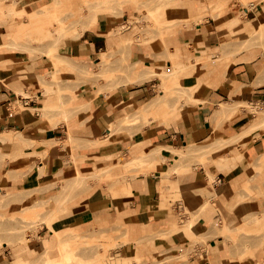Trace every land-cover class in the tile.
<instances>
[{"label": "crops", "instance_id": "crops-1", "mask_svg": "<svg viewBox=\"0 0 264 264\" xmlns=\"http://www.w3.org/2000/svg\"><path fill=\"white\" fill-rule=\"evenodd\" d=\"M38 1L30 2L28 9L22 8L30 15L24 22L31 25L30 35L32 31L45 35L43 31L47 34L50 30L45 24L48 18L42 13L43 7L54 10L58 18L64 17L59 15L63 8L71 15L84 8L73 0H51L36 9L30 8L29 5ZM106 1L103 6L91 10L83 27L77 26L76 33L72 34L77 37L66 39L57 55L72 61L89 62L98 59L100 53L113 52V56H118L120 53L116 50L125 47L129 62L139 67L142 63L157 73L163 72L159 70L165 65L170 69L173 59V66L188 68V74L181 78V82L184 87H195L193 99L184 100L182 109L169 117L167 123L149 117V123L132 137L124 133L127 128L112 131V127L124 124L127 114L156 96L160 81L157 77H148L106 92L88 90L78 96L90 102V107L71 116V127L65 119L52 122L38 110L47 100L56 105L60 100L55 93L46 94L42 86L40 89L44 80L40 76L50 69L47 55L31 58L28 51L9 50L5 38L7 32L0 28V137L5 139L0 141V149L7 155L0 170V190L4 178L6 189L22 192L40 188L56 179L55 186L39 192V200H45L59 192L63 181L78 173L90 174L95 167L115 163L112 158L99 161L97 158L120 152L131 156L129 150L134 146V137L140 143H151L148 147L205 146L215 139L235 136L255 122L242 103L244 100L264 102V57L254 56L252 46L235 48L234 41L240 38L237 31L243 29L239 21L241 16L235 15V7L231 6L220 15L207 14L197 23L175 25L184 20H197L200 18L198 14L205 11L213 13L220 8L211 9L212 4L227 0H174L165 6L158 5L154 10L149 9V13H157L154 16L159 22H165V30L170 28L163 41H150L151 37L146 35L116 37L111 29L121 20L106 13L110 7ZM244 12L247 15L251 10L245 8ZM123 20L126 21L127 17ZM14 31L10 28L9 34ZM124 40L131 42L125 46ZM139 40L144 42H134ZM221 57L228 59L224 61ZM130 78L140 77L130 75ZM35 97H41L39 102ZM223 104L233 107L222 109ZM69 132L75 138V145L63 143L69 140ZM110 137L108 143L98 144V141ZM244 154L248 164L256 163V159L264 154V131L258 136L252 135ZM186 164L185 160L182 161L180 165L185 170L168 175L158 172L137 175L129 180V191L125 194L103 193L93 186L82 193L75 192L73 187L64 197H74L66 203L55 224H60L61 228L78 222L79 231L98 225L126 227L128 237L132 234L136 239L131 242L145 244L140 249L142 254L144 249H150L157 250L162 259L184 258L175 264H255L250 256L241 261L229 259L230 250L223 245L224 239L218 234V220L223 215L231 218L224 208L226 205L247 214H264V168L256 177L249 178L242 164H238V170H234L233 164L219 168L214 160H208L205 165L193 164L189 169ZM244 186L248 187V193L252 192V198L246 197L248 193ZM243 196L245 198L240 200ZM50 201L54 202L51 208L59 206L55 199ZM256 221L264 226V215ZM234 227V219H230V224L224 228ZM159 230V233H168L157 237L161 235L157 232ZM154 233L156 235L152 236ZM191 237L202 240L191 244ZM15 253L20 254V248ZM258 254L264 259V250ZM2 260L3 257L0 264Z\"/></svg>", "mask_w": 264, "mask_h": 264}, {"label": "rangeland", "instance_id": "rangeland-1", "mask_svg": "<svg viewBox=\"0 0 264 264\" xmlns=\"http://www.w3.org/2000/svg\"><path fill=\"white\" fill-rule=\"evenodd\" d=\"M32 1L33 0H0V28L7 32L5 38H7V47L9 50L28 51L31 58H36L42 54L47 55L50 69L47 73L43 74L42 77L40 76V78L44 79L42 80V85L40 83V89L43 88L47 92L46 94L55 93V95H58L60 93L64 98H68L70 95H75V92L80 96L86 93V91L92 89H94V92L96 93L106 92L115 87L124 85L125 83H132V81L139 82L144 79H140L141 77L136 78L135 80L130 78V68L132 65L137 64L129 62L125 51L121 52L123 54L120 53L118 56H109L106 58L107 60H104L105 62L102 60L104 53H100L98 59L89 62L72 61L66 57L57 55L60 45L63 44L66 39L77 37V35H72L76 33L74 30H60L58 28L59 22L64 21L69 26L71 21L75 19L79 24L72 22V25L75 24L79 27L80 21L82 22L84 19L87 21V7L89 8V6L85 5L90 4L92 9H89L95 10L100 6H103L105 2L99 6L96 5L98 3L97 0H73L76 5H84L85 7L78 10L76 15H71V12L65 10L66 8H63L61 12L59 11V15H63V18L55 17L54 10L43 7L41 10L45 13H42L45 15V18H48L45 21V24L50 29L45 37V35L39 34L35 31H32L30 35L31 25L24 23L29 20L28 17H30V15L26 14L22 8L28 9V4ZM50 1L51 0H39L29 6L30 8L36 9L35 7L39 5L43 6ZM173 2L174 0H108L106 3H108L110 7L106 13L109 16H114L121 20V23L117 22L113 25L111 32L116 37H126L124 35L132 34L139 37L146 35L151 37L150 41H153L154 39L163 41L170 28L165 30L163 28L165 22H159L155 17L157 16V13L153 12V14H151L149 13V9L154 10L158 5L165 6V4ZM230 2H234L236 5H231ZM24 4L27 5L24 6ZM53 6L54 5L52 4V7ZM231 6L235 7V15L237 17L241 16L239 21L243 29L239 28L237 31L240 37L238 40L249 39L253 34L255 35V33L259 31L260 33H258L257 36H252L259 39L257 43L255 42L256 39L251 42L252 47H254L252 49H255L254 56L259 55L264 57V0H227L224 7H221L213 13L205 11L198 14L200 18L197 20H184L175 25H177L176 27H180L191 23H197L202 21L207 14L220 15L225 13ZM245 8L251 10L247 15L244 12ZM51 10L52 12H50ZM124 17H127L126 21L123 20ZM79 18L83 19L81 20ZM258 22H260V24H258ZM258 27L262 28L258 30ZM10 28L12 31L15 30L14 32H11V34H9ZM32 30H34V28H32ZM246 41L250 42L252 40ZM134 42L141 43L144 41L139 40ZM254 42L256 45H253ZM234 44L236 49L242 48V45L237 43V41H234ZM0 49H2L1 46ZM234 52L237 53L239 51ZM54 55L64 62V65L66 66L65 68L64 66H60L58 69L54 70V61L52 62L51 59L52 56L56 57ZM221 58L224 60L223 57ZM54 59L56 58H53V60ZM96 60L102 61L101 63L103 67L101 69L97 67ZM173 67L179 68L171 74L166 72V70L169 69L166 65L159 70L165 71L166 75L168 74L167 77L164 75L165 78L162 76L158 77V75L150 76L157 77L160 81V84L156 86V96L160 97L159 99H163V102L166 104L169 111L168 114H161L158 112L150 113L144 117H138V119L129 116L124 119V124L122 126L116 125V127H112V131H118V129L122 127L127 128L128 131L124 133L126 136L132 137L137 134L138 130L149 123V117L167 123L169 117L171 118L175 113L182 109L184 100L189 101L193 99L195 87H184L181 82V78L185 74H188V68L183 66H173L172 59L170 69H173ZM137 68H139V66H137ZM53 70L55 76H52L53 72H51L52 74L50 73V71ZM162 74L163 72H161V75ZM48 88L50 90H48ZM160 93L163 95H159ZM40 98L41 97L36 98L37 102H39ZM244 102L245 103H242V107L248 111L251 120H255V122L252 123L254 128L248 133L245 139V144L239 145L236 148L218 146L220 148L214 149V147H211L209 149L212 143L216 144L218 142H224V139L222 138L214 140L212 143L205 145V147L193 146L198 149L207 148V151L201 155L186 154L181 151L183 148H176V152L170 153L166 156L152 157L148 154L150 149H155L156 147H148L151 143H140L139 139H135L134 137V146L129 150L131 151V156L130 154L127 155L120 152L106 157L97 158V161L104 158H112L111 160L115 163L106 167H95L92 170V173L86 174L84 178L78 179V181L73 185L71 184V186H65L63 183L61 187H59V192L50 198L55 199L56 203L59 205L58 207L51 208L54 202H51L49 198L45 200H39L38 198L39 192L53 187L57 183L52 186L51 184H42L40 188L26 192L14 190L9 191L3 183L4 178L1 185L2 189L0 190V258L3 257L2 264H9L15 259V250L17 248H20L19 255L28 261L26 264H40L36 263L38 261H36V259H39L38 257L41 258L44 254L50 257L58 255L59 251L57 249V244L60 240L68 246L72 253L73 260L83 262L81 264H95L99 262H103L104 264H175L181 259H184L180 258L178 260L176 257L168 258V260L166 258L162 259L157 250L151 251L150 249H144L142 254L140 249L145 246V244L139 241L134 243L131 242L130 240L134 239V235L131 234L130 237H128V229L126 227L117 228L114 225L102 227L101 225H98L89 230L79 231V229H77L78 222H75L65 224L60 228V224H55V222L58 220L59 214L65 209L64 206L67 205L66 203L71 201L74 197L72 195L64 197V195L73 187L75 192L79 191L86 193V191H88L89 188H92V186L101 189L103 193L110 192L112 195H116L117 193L125 194L129 191V188H126L127 186L129 187V180L137 175L152 174L154 172L168 175L174 171L178 172L185 170V168L180 165L184 160L187 162L186 169H189L193 164L198 166L199 164L205 165L208 160L215 161V157L221 153H225L229 156L236 155L237 160L233 164L234 170L237 169L238 164H242L249 178H253V176L256 177L257 173L263 171L264 154L256 159V163L248 164L245 161L244 153L245 148L252 141V135L258 136L264 131V117L261 115L264 110V102H248L245 100ZM60 105L61 103L59 101L58 106ZM86 107H80L72 116H76L75 114L85 110ZM55 112H57L55 116H48V114H46V117L52 122L58 119H63L62 113H59V110H55ZM0 141H5V139L0 137ZM71 141L72 140H70V142ZM109 141H111V137L107 140L98 141V144H105ZM68 142L64 141L63 143L66 145ZM71 143L74 144L73 141ZM136 154L142 155V159L138 160L137 164H125L128 159ZM6 156L7 155L2 153L0 149V170L6 163ZM9 159H12V157H9ZM117 171L124 173L113 175V173ZM247 188L248 187L244 186V190L248 193ZM246 197L252 198V192H249ZM244 198L245 197L243 196L240 200ZM224 208L231 215L230 219H234L235 224L234 228L225 229L224 227H227L230 224V219L226 217V215H223L221 219L218 220V234L222 235L224 239L223 245L228 251L230 250L229 259L234 260V258H238L241 261L243 257L250 256L254 258L255 264H264V259L260 258V254H258L264 250V226L258 225L259 222L253 218L255 213H244L241 210L235 209L232 205H226ZM190 240L191 244H193L202 239L191 237ZM125 253H127L128 258L122 259V255Z\"/></svg>", "mask_w": 264, "mask_h": 264}, {"label": "bare ground", "instance_id": "bare-ground-1", "mask_svg": "<svg viewBox=\"0 0 264 264\" xmlns=\"http://www.w3.org/2000/svg\"><path fill=\"white\" fill-rule=\"evenodd\" d=\"M100 3V4H98V3ZM97 4L96 5H102L104 2H105V0H97ZM227 3V1H221V2H217V4L215 5V4H212V6H211V9H214L215 7H219V8H221V7H224V5ZM88 4V3H87ZM85 6H89V8H91V5L90 4H88V5H85ZM84 6V7H85ZM88 7H87V10H88V14H90V12H91V9H89ZM55 17H56V15H54ZM82 17V16H81ZM79 19H81V18H79ZM83 19V18H82ZM81 19V20H82ZM72 22L73 23H76V24H79L78 22H77V20H73V21H71V23L69 24V26H68V24H66V22H64V21H62V22H59V24H58V28L60 29V30H62V31H65V30H69V31H71V30H74V31H76V28H77V25H72ZM83 24H85L84 23V20L81 22L80 21V27L82 28L83 27ZM258 24H260V23H258ZM72 25V26H71ZM259 26V25H258ZM259 29L258 30H260L262 27H258ZM43 33L45 34V37L47 36V34L43 31ZM258 33H260L259 31H257L256 33H255V35L257 36L258 35ZM254 35V34H253ZM252 35V36H253ZM254 35V36H255ZM260 35V34H259ZM251 36V38H249V39H240V40H238L237 42L239 43V44H241L242 45V48H249V47H251L252 46V43L251 42H253V41H255V39L256 38H254V37H252ZM259 37V36H258ZM252 38H254V39H252ZM246 40H252V41H246ZM259 41V39H256V43ZM130 42H131V40H128V41H125V46H128V44H130ZM253 43V45L255 44L256 45V43ZM128 43V44H127ZM125 50V47H122L121 49L119 48V49H117L116 51H118V53H121V52H123ZM115 54H117V52H115ZM121 54H123V53H121ZM110 55H114V53L113 52H111V53H104L103 54V62H105L104 60H107L106 58H108ZM54 56H56V55H54ZM53 58H56V59H54L53 60ZM52 62H53V66H55V69L54 70H56V69H58L60 66H64V68L66 67L65 65H64V62L62 61V60H60L57 56L56 57H53L52 56ZM102 61H97L96 62V65H97V67L99 68V69H101L102 67H103V65H102V63H101ZM141 65V67H139V68H137V65H132L131 66V68H130V75H133V77H141V79L142 78H147V77H150V76H152V75H158V77L159 76H162L163 78H165L164 77V75L167 77V75H166V72L167 73H174V71L177 69V68H179V67H173V69H168V70H166V72L165 71H163V74L161 75V73H157L156 71H154L152 68H150V67H148V66H145L144 64H140ZM179 66H182V65H179ZM184 67V66H183ZM141 68V69H140ZM54 70L53 71H50V73L51 72H53V74H52V76L54 75L55 76V72H54ZM62 70V69H61ZM60 70V71H61ZM62 72V71H61ZM49 73V74H50ZM165 73V74H164ZM147 74H148V76H147ZM160 74V75H159ZM146 75V76H145ZM161 77V78H162ZM153 78V77H152ZM52 80V79H51ZM50 80V81H51ZM163 80V79H162ZM48 90H50L49 88H48ZM45 91V90H44ZM97 91H99V90H97ZM46 92V91H45ZM22 93H24V92H22ZM82 93V92H81ZM60 94V93H59ZM58 94V96H59V98H60V103H61V105L60 106H58V105H56V103L55 102H52L51 100H47L46 101V103H45V105L43 106V107H41L40 109H38L39 111H40V113L42 114V115H45L46 116V114H48V116H50V115H52L53 113H57V112H55V110H59V113L61 112L62 113V118L63 119H65V120H67L68 122H69V126L71 127L72 125H73V122L70 120L71 119V116L73 115V113L75 112V111H78L79 110V108L80 107H90V102H88V101H85L83 98H80L79 96H78V93H76L75 92V95H70L68 98H64L63 97V95H59ZM162 96V95H161ZM160 97H154V98H152V99H150L148 102H146L144 105H142V106H140L136 111H134V112H132V113H130L129 115L127 114V117H129V116H131V117H133V118H137L138 119V117L139 118H141V117H144V116H146L147 114H150V113H161V114H168V109H167V106H166V104L163 102V99L161 98V99H159ZM228 108V107H233V106H231V105H226V104H223L222 105V109H224V108ZM264 111V110H263ZM262 111V113H261V115L264 117V112ZM76 115V114H75ZM125 118H126V116H125ZM254 128V126H252V125H250V126H248V127H246V128H244L242 131H240V133H238L237 135H235V136H232V137H229V138H223L224 139V142H218V143H212L211 145H210V147H209V149L211 148V147H214V149L215 148H220V147H218V146H222V147H234V148H236L237 146H239V145H243V144H245L246 142H245V139H246V137H247V135H248V133H250L251 131H252V129ZM111 130H113V128H111ZM68 135H69V142H70V140H72L73 141V143H74V141H75V138L74 137H72V134L69 132L68 133ZM215 140H217V139H215ZM67 141V142H68ZM71 141V142H72ZM68 142V144H66V145H70V143ZM225 143V144H224ZM71 145H75V144H72L71 143ZM189 146H192V147H189ZM194 145H188V146H185L181 151H183L184 153H188V154H193V155H201V154H203V153H205L206 151H207V148H203V149H205V150H203V149H198V148H194L193 147ZM76 147V146H75ZM156 148L155 149H150V152H149V154L148 155H150V156H152V157H157V156H166V155H168V154H170V153H173V152H176V148L175 147H171V146H166V145H156L155 146ZM202 147H205V146H202ZM222 147H221V149H222ZM234 148H232L233 150H235ZM220 150V149H219ZM146 152H148V151H146ZM142 157V155H140V154H136V155H133L130 159H128V161H126L125 162V164H137V161L138 160H140V159H142L141 158ZM237 160V156L236 155H231V156H229V155H226L225 153H221V154H218L216 157H215V161H216V163H217V165H218V167L219 168H225V167H227V166H229V165H231V164H233L235 161ZM124 173V172H123ZM121 171H117V172H114L113 173V175H116V174H123ZM122 176V175H121ZM120 176V177H121ZM85 177V175H82V174H80V173H78L76 176H74L73 178H71V179H68V180H65V181H63V183L65 184V186L67 185V186H71V184L73 185L74 183H76L77 181H78V179H81V178H84ZM117 178H119V177H117ZM57 183V180L56 179H54L52 182H50L49 184H51V186L52 185H54V184H56ZM131 184V183H130ZM132 185V184H131ZM126 186V185H125ZM130 187V186H129ZM128 186L126 187V188H129ZM118 194V193H117ZM237 196H238V193L236 192L235 193V198H237ZM50 198V197H49ZM264 214H263V212H258V213H256L255 214V220H260L261 218H262V216H263ZM162 229H164V228H162ZM161 229V230H162ZM164 230H166V229H164ZM170 229H168V231H169ZM168 231L167 232H162V233H159L160 232V230L159 231H157L158 232V234H161V235H158L157 237H159V236H163L162 234L163 233H165V234H167L168 233ZM156 232V233H157ZM170 232V231H169ZM170 234V233H169ZM156 234L154 233V235H152V236H155ZM166 235H164V237H165ZM163 237V238H164ZM152 238V237H151ZM151 238H149V239H151ZM154 238V237H153ZM162 238V237H161ZM46 248H50V247H46ZM45 248V249H46ZM57 249H58V251H59V253H58V255L57 256H55V257H50V256H48V255H46V254H44V256L42 255L41 256V258L40 257H38L39 259H36V263H40V264H81V263H83V262H79V261H74L73 260V258H72V253H71V251L69 250V248H68V246L66 245V244H64L61 240L58 242V244H57ZM44 253H46L45 251H43ZM43 252H42V254H43ZM36 258V257H35ZM34 258V259H35ZM128 258V255H127V253H125V254H123L122 255V259H127ZM34 259H32V260H34ZM32 260H29V261H32ZM28 261L27 260H25L21 255H19V254H17L16 255V257H15V260H14V262H12L11 264H26ZM42 262V263H41ZM87 264H90V263H87ZM95 264H104L103 262H99V263H95Z\"/></svg>", "mask_w": 264, "mask_h": 264}]
</instances>
